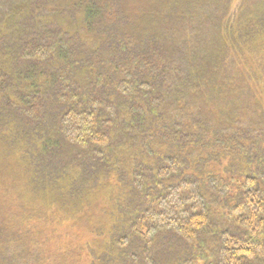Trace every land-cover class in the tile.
Listing matches in <instances>:
<instances>
[{
	"label": "trees",
	"instance_id": "16d2710c",
	"mask_svg": "<svg viewBox=\"0 0 264 264\" xmlns=\"http://www.w3.org/2000/svg\"><path fill=\"white\" fill-rule=\"evenodd\" d=\"M55 1L0 0V264L92 210L131 264H264V0Z\"/></svg>",
	"mask_w": 264,
	"mask_h": 264
},
{
	"label": "rangeland",
	"instance_id": "374dc122",
	"mask_svg": "<svg viewBox=\"0 0 264 264\" xmlns=\"http://www.w3.org/2000/svg\"><path fill=\"white\" fill-rule=\"evenodd\" d=\"M55 2V0H44V6L45 8L54 6ZM1 163L4 166L3 168H5V165L7 168L5 169L7 171V174L5 176L6 180L8 179V176H14L13 178H15L16 181H19V178L22 179V174L18 172V170H15L10 160H2ZM23 186L25 187L24 184ZM35 188L36 187H31L30 189H27V194H24L23 197V199H26L24 201H27L30 206H34V209L36 210L35 215L37 214V221L39 220L38 222H41L40 220H46L50 218V216L53 218L56 213H54V210L50 208L49 205H47L45 201L46 198L42 197L43 192L35 190ZM59 189L58 187H47L46 192L49 193L48 195L53 196L56 193L55 191L58 192ZM13 202L15 203L16 200H14ZM15 205L16 207L11 210L16 216V219H14V221L11 223L12 227L17 223L20 224V221L25 218V216L19 218L18 222L17 215L20 207L18 200ZM41 217L45 218L42 219ZM41 224L39 227H37V235L43 237L45 236V234H47L50 237H54L57 241L54 244L55 246L53 249L55 251L53 255L50 253V264H131V261L125 257L126 253H136V255L138 256L141 251L138 248L130 245L126 249L110 247L109 244L105 242L106 239L104 238V236H102L101 238V236L98 235V231L100 232L102 230H106V226H108L106 216H104V213L99 211L92 210L87 216L85 214L80 218L79 224H77L78 228H76L75 230L73 229L71 232V227H69L68 225L57 226L56 231H54L53 229L52 231L48 232L52 228H50L46 223V233L44 232L42 234H38L39 230H42L44 228L41 227ZM68 233L70 234L67 236V238L65 235H67ZM67 243L69 244L68 246L66 245ZM57 245H60L63 248ZM42 264L45 263L43 262Z\"/></svg>",
	"mask_w": 264,
	"mask_h": 264
}]
</instances>
